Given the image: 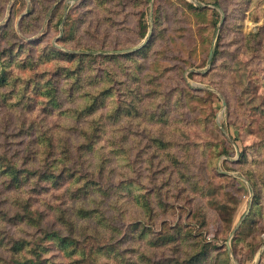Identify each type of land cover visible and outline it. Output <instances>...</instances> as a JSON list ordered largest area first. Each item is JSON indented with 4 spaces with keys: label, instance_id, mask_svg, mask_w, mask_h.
<instances>
[{
    "label": "rangeland",
    "instance_id": "374dc122",
    "mask_svg": "<svg viewBox=\"0 0 264 264\" xmlns=\"http://www.w3.org/2000/svg\"><path fill=\"white\" fill-rule=\"evenodd\" d=\"M2 68L0 163L38 168L52 138L44 161L65 151V171L92 182L76 201L87 219L65 190L31 183L40 229L1 193L3 228L44 264H264V0H0ZM52 206L73 213L74 235ZM49 229L78 237V254Z\"/></svg>",
    "mask_w": 264,
    "mask_h": 264
},
{
    "label": "trees",
    "instance_id": "16d2710c",
    "mask_svg": "<svg viewBox=\"0 0 264 264\" xmlns=\"http://www.w3.org/2000/svg\"><path fill=\"white\" fill-rule=\"evenodd\" d=\"M66 55V54H64ZM58 56L62 59L61 54H58ZM69 56V55H68ZM7 74H4V68L1 69L0 72V80L5 79ZM0 81V85H1ZM58 84L53 83L50 86V90H48L46 97L49 98L50 95H54L58 91ZM56 96L51 97V101L57 102L55 99ZM52 138H41L39 146L45 150H43L42 158H41V164L38 168H19L17 163L11 164V165H5V163H0V178L3 181V185L0 187V250H6L10 253V256H15L17 259L14 260L13 264H44L47 263L45 260L42 259V251L39 249V246H33V248H28V241L24 237L16 238L14 235L6 230L8 229L10 223L12 222V219L17 217V220L19 223L23 224L24 226H30V227H37L40 229L43 225V220L41 218V215L39 211H35L33 209L32 204V197L27 194V187L30 186L32 183L34 185H37L38 182L41 183L42 179H45V181H48L51 186L54 187L56 190H65L64 196L69 198L71 201H74L75 205L77 206L74 208V214L77 215L79 219H87L91 218L90 213L91 211H87L83 208H78V204H76V201H80L82 205L85 204L88 196V189L90 184L92 183L90 180H84L81 181V178L78 180H75L76 173L72 171H65L67 169L72 168L70 166L71 161L68 158V155L66 152H62L60 154V158H58L51 162H45L44 157L49 156L51 153V149L53 148V142ZM41 152V150H40ZM39 152V153H40ZM38 155V153H37ZM37 157V156H36ZM49 160V158L47 157ZM27 165H29V158L25 160ZM43 163V166H42ZM33 164V163H32ZM61 164V170L58 173H52L50 175L46 174L44 171L46 168L51 169L52 167ZM78 164V162H77ZM45 165V166H44ZM42 166V167H41ZM76 166V165H74ZM41 167V168H40ZM74 168V167H73ZM26 169H30L31 171H28ZM53 169V168H52ZM58 169V168H57ZM70 172L69 176V184H67V187H63L62 179H67L65 173ZM75 173V174H74ZM33 177V178H32ZM74 186H78L76 190H73ZM5 187V189H4ZM5 190H10L11 192H15V194L18 196L13 199V204H15L16 212L11 215L8 214L12 213L9 210L11 206L10 200L12 198H5L7 201L6 207H4L3 197L1 196V193ZM26 192V193H25ZM26 195V196H23ZM52 206V208L55 210V214L57 215V220L59 219L63 225L68 229L67 231L72 232L74 235L76 230V221L74 220L73 213H70L69 210L61 207V206ZM7 209V210H6ZM76 209H79L76 212ZM3 213V215H2ZM3 225L7 226L6 229L3 228ZM14 225V224H13ZM6 233L9 234L8 236V244H5V239L3 235ZM44 237L50 238L55 242V245L59 248L65 256H73L78 254L76 251V245L79 242L78 237H74L73 235H66L63 233L62 230H55L51 232V229L44 231ZM47 249V248H46ZM45 249V250H46ZM18 258H21L20 261ZM21 260H24L25 262L20 263ZM29 260V261H28ZM28 261V262H27Z\"/></svg>",
    "mask_w": 264,
    "mask_h": 264
},
{
    "label": "water",
    "instance_id": "95a60500",
    "mask_svg": "<svg viewBox=\"0 0 264 264\" xmlns=\"http://www.w3.org/2000/svg\"><path fill=\"white\" fill-rule=\"evenodd\" d=\"M211 57H212V52H211L210 58H211ZM239 227H240V224H238V225L236 226V228L234 229V231H233L231 237L234 236V234L237 232V230L239 229ZM229 249H230V247H229Z\"/></svg>",
    "mask_w": 264,
    "mask_h": 264
}]
</instances>
